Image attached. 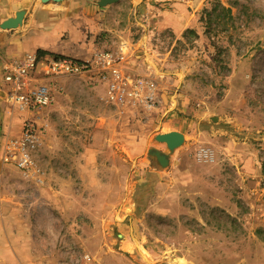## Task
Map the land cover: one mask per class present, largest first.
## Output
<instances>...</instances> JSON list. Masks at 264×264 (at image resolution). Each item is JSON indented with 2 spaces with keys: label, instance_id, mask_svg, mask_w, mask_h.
<instances>
[{
  "label": "rangeland",
  "instance_id": "rangeland-1",
  "mask_svg": "<svg viewBox=\"0 0 264 264\" xmlns=\"http://www.w3.org/2000/svg\"><path fill=\"white\" fill-rule=\"evenodd\" d=\"M219 6L231 9L227 25ZM113 9L100 50L118 58L125 79L156 81L160 96L176 98L188 135L154 171L156 133L142 150L143 131L107 130L116 112L105 81L62 78L53 104L35 110L33 159L74 193L80 152L93 145L108 183L91 214L68 199V214L51 217L52 253L59 264L82 252L95 264H264V0H119Z\"/></svg>",
  "mask_w": 264,
  "mask_h": 264
},
{
  "label": "crops",
  "instance_id": "crops-1",
  "mask_svg": "<svg viewBox=\"0 0 264 264\" xmlns=\"http://www.w3.org/2000/svg\"><path fill=\"white\" fill-rule=\"evenodd\" d=\"M114 6L100 7L98 0H64L59 3L0 0V23L15 17L18 11H25L23 23L18 28H0V264H59L60 252L52 253L48 239L51 217L68 214V199L74 200L76 214H91L100 185L108 183L100 178L99 151L93 145L80 152L77 163L79 177L74 179L79 188L75 187L74 193L67 192L69 182L66 178H60L58 185L53 186L50 178L37 167L33 156L28 169L18 167L23 125L37 120L40 111L20 110L12 106L8 100L9 86L4 80L5 68L13 62H22L27 56L37 55L39 65L31 77L32 87L57 82V86L50 85L54 92L62 78L89 77L88 73L46 77L42 70L45 63L56 56L82 62L92 60L104 43L105 33L110 32ZM40 51L44 53L41 56ZM104 84L107 90L104 102L116 112V118H110L113 125L107 127L108 131H128V134L130 131H143L141 135L137 134L142 150L149 133H156L153 139L158 134L173 131L182 133L185 138L188 135L181 129V118L177 115L178 100L170 98L168 101L164 95L160 96L158 82L149 80L133 87L126 84L122 94L112 92L109 81ZM130 88L136 90L131 96L125 94ZM151 94L153 105L148 106L146 97ZM202 132L207 131H199L200 134ZM156 142L160 146L152 148L169 154L170 165L176 157L175 151L166 152V144ZM129 150L138 152L135 148ZM151 166L154 171L162 170L153 158ZM88 172L90 178L85 175ZM162 179L154 181V185H163Z\"/></svg>",
  "mask_w": 264,
  "mask_h": 264
},
{
  "label": "built area",
  "instance_id": "built-area-1",
  "mask_svg": "<svg viewBox=\"0 0 264 264\" xmlns=\"http://www.w3.org/2000/svg\"><path fill=\"white\" fill-rule=\"evenodd\" d=\"M39 65L37 55L27 56L22 62H13L5 68L4 80L9 86L8 100L12 106L20 110H36L49 107L54 102V91L49 85H36L32 87L31 77ZM44 73L46 76H74L81 74H98L102 81H109L111 91L122 94L123 86L130 84L131 87L137 83L141 85L147 82L138 79L131 82L122 75L118 58L114 54L99 50L92 60L87 62L71 58L52 57L45 63ZM143 81V82H142ZM136 90L129 89L125 94L133 95ZM147 105H153V96L146 97ZM40 141L39 127L30 121L23 125L22 139L18 150L20 156L17 165L21 169H28L32 165V152L38 147ZM205 153V154H204ZM202 156H207V151H202ZM200 154V155H201ZM70 264H95L92 256L87 252L79 253Z\"/></svg>",
  "mask_w": 264,
  "mask_h": 264
},
{
  "label": "water",
  "instance_id": "water-1",
  "mask_svg": "<svg viewBox=\"0 0 264 264\" xmlns=\"http://www.w3.org/2000/svg\"><path fill=\"white\" fill-rule=\"evenodd\" d=\"M43 3L54 2L59 3L64 0H41ZM119 0H98V5L100 7H106L117 3ZM25 16V11H18L15 17L8 18L7 20L0 23V28L3 30L16 29L22 25ZM156 141L165 143L169 152L173 153L177 148H179L185 142V137L180 132H169L158 134L154 138ZM148 156L155 159L159 168L164 169L169 165V154L163 153L157 149L151 148L148 150Z\"/></svg>",
  "mask_w": 264,
  "mask_h": 264
},
{
  "label": "trees",
  "instance_id": "trees-1",
  "mask_svg": "<svg viewBox=\"0 0 264 264\" xmlns=\"http://www.w3.org/2000/svg\"><path fill=\"white\" fill-rule=\"evenodd\" d=\"M221 7V6H219ZM222 8V13L218 14V18L220 20L223 21L224 24L227 25L228 20L232 19V14H231V9L230 8H225V7H221ZM215 9V8H214ZM208 15L210 16L211 14L208 13ZM189 33H194V31L192 29L188 30ZM44 53L42 51L39 52V55H43ZM56 58H59L58 56H56Z\"/></svg>",
  "mask_w": 264,
  "mask_h": 264
}]
</instances>
